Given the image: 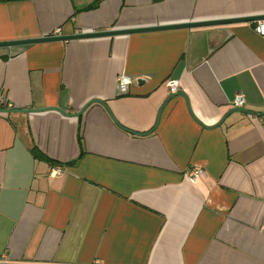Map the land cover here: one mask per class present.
<instances>
[{
	"label": "crops",
	"instance_id": "obj_1",
	"mask_svg": "<svg viewBox=\"0 0 264 264\" xmlns=\"http://www.w3.org/2000/svg\"><path fill=\"white\" fill-rule=\"evenodd\" d=\"M259 16L264 0H0V43ZM253 27L0 47V109L71 115L100 100L118 123L99 104L80 117L0 114V264H264V36ZM236 96L260 115L205 129ZM159 111L149 135L126 131H149ZM195 167L205 175L192 184Z\"/></svg>",
	"mask_w": 264,
	"mask_h": 264
},
{
	"label": "water",
	"instance_id": "obj_2",
	"mask_svg": "<svg viewBox=\"0 0 264 264\" xmlns=\"http://www.w3.org/2000/svg\"><path fill=\"white\" fill-rule=\"evenodd\" d=\"M264 19V16H259V17H253V18H234V19H226V20H218V21H207V22H198V23H189V24H183V25H173V26H157V27H152V28H144V29H136V30H126V31H108V32H97V33H90V34H75L72 36H59V37H43V38H37V39H32V40H26V41H10V42H2L0 43V47H11V46H18V45H32V44H38V43H48V42H57V41H71V40H83V39H90V38H99V37H110V36H116V35H126V34H131V33H143V32H152V31H163V30H173V29H179V28H194V27H204V26H214V25H227V24H236V23H245V22H253V21H257V20H261ZM174 95L177 94H173L170 97L172 98ZM186 101V106L188 111L191 114V110L188 104V101L185 99ZM92 104H99L100 106H102L106 112L108 113L110 119L118 125L117 121L115 120V118L112 116V114L110 113L108 106L100 100H90L88 101L81 109L79 112L75 113V114H65L63 112H61L60 110L57 109H40V110H26V109H0V114H29V113H41V112H46V111H57L58 113H60L62 116H67V117H80L83 112ZM233 113H243V114H247V115H260V114H253L251 112H248L242 108H234L230 111H228L221 119L220 121L215 124L214 126L211 127H206L203 126L205 129H216L218 128L223 122L224 120L230 116ZM160 117V111L158 112V116L156 118V122L154 124V126L147 132L144 133H135L129 130H126L134 135L137 136H147L150 133H152L157 124H158V119ZM192 118L199 124L200 122H198L193 116Z\"/></svg>",
	"mask_w": 264,
	"mask_h": 264
},
{
	"label": "built area",
	"instance_id": "obj_3",
	"mask_svg": "<svg viewBox=\"0 0 264 264\" xmlns=\"http://www.w3.org/2000/svg\"><path fill=\"white\" fill-rule=\"evenodd\" d=\"M253 24V29L254 31L260 35L264 36V19L257 20L251 22ZM59 33V29L55 30L53 35H57ZM131 85V80L128 76L122 74L117 77L116 80V90L117 94L119 96H125L129 92V86ZM167 89L169 94H175L177 92V82L176 81H170L167 84ZM4 105L2 106V109H12V105L8 103H3ZM244 105V101L240 96H236L235 99L233 100V107L234 108H242ZM54 176H60L62 174L61 169L55 168L53 170ZM203 170H201L198 167L193 168L190 170V172L187 175V179L192 183L195 184L197 181L204 176Z\"/></svg>",
	"mask_w": 264,
	"mask_h": 264
},
{
	"label": "trees",
	"instance_id": "obj_4",
	"mask_svg": "<svg viewBox=\"0 0 264 264\" xmlns=\"http://www.w3.org/2000/svg\"><path fill=\"white\" fill-rule=\"evenodd\" d=\"M6 1H9V0H6ZM79 143H80V141H79ZM80 146H81V143H80ZM33 153H34V156H35V155H37V154H35V152H34V151H33Z\"/></svg>",
	"mask_w": 264,
	"mask_h": 264
}]
</instances>
